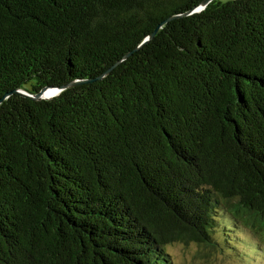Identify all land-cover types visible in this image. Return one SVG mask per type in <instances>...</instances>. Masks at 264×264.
<instances>
[{
    "label": "trees",
    "instance_id": "16d2710c",
    "mask_svg": "<svg viewBox=\"0 0 264 264\" xmlns=\"http://www.w3.org/2000/svg\"><path fill=\"white\" fill-rule=\"evenodd\" d=\"M202 1L0 0V99L84 81L0 103V264L264 246V0Z\"/></svg>",
    "mask_w": 264,
    "mask_h": 264
},
{
    "label": "rangeland",
    "instance_id": "374dc122",
    "mask_svg": "<svg viewBox=\"0 0 264 264\" xmlns=\"http://www.w3.org/2000/svg\"><path fill=\"white\" fill-rule=\"evenodd\" d=\"M46 93V97H52L55 94L52 93L51 95H46ZM225 230L226 229L221 226L220 230L214 233L216 240L220 244H225L223 236V233L226 232ZM226 233L230 234L229 238L232 239L231 242L227 244L228 251L231 252L229 254L223 252L220 247L210 246L209 248H206L202 244L193 240L188 244L176 242L171 244L167 249L173 258L174 264H264V253L263 257L254 259V254L257 253L256 250L258 248L256 245L258 244L261 248L264 247L259 241L249 237L246 232H243L240 229L235 231L232 229L230 232ZM246 238L249 240L246 244L247 247L243 245L245 243L243 239ZM239 244H241L240 247L244 248L246 252L247 249H251L252 251H255V253L251 252L252 255L250 257H245L243 252L239 249ZM232 248L238 250L241 256H238L237 254L235 255Z\"/></svg>",
    "mask_w": 264,
    "mask_h": 264
},
{
    "label": "water",
    "instance_id": "95a60500",
    "mask_svg": "<svg viewBox=\"0 0 264 264\" xmlns=\"http://www.w3.org/2000/svg\"><path fill=\"white\" fill-rule=\"evenodd\" d=\"M212 1H214V0H203L202 1V3L199 5V6H197V7H195L194 9H192V10H190V11H188V12H186V13H184L183 15L184 16H187V15H190V14H192V13H195V12H199V11H202V10H204ZM181 15H174V16H171L170 18H168L167 20H165V21H163L157 28H156V30L145 40V41H147V40H149V39H151V38H153L154 37V35L157 33V31L166 23V22H168L169 20H172V19H174V18H177V17H180ZM103 76H101V78H102ZM84 81H74V82H72V83H70V84H68V85H65V86H62V87H47V88H44L39 94H37V95H30V94H28L27 92H25V91H22V90H14V91H12L11 93H8V94H6L2 99H0V103L5 99V98H7L9 95H11L12 93H15V92H17V93H20V94H22V95H25V96H30V97H32L33 99H36V100H40V99H43V98H50V97H46L45 96V93L48 91V90H50V89H54L55 90V94L53 95V96H55V95H58L59 93H61L65 88H67V87H69V86H75V85H78V84H81V83H83ZM52 96V97H53Z\"/></svg>",
    "mask_w": 264,
    "mask_h": 264
},
{
    "label": "bare ground",
    "instance_id": "6f19581e",
    "mask_svg": "<svg viewBox=\"0 0 264 264\" xmlns=\"http://www.w3.org/2000/svg\"><path fill=\"white\" fill-rule=\"evenodd\" d=\"M49 92V93H48ZM52 93H55V90L53 89H50L49 91H47V93H46V95L48 94V95H51Z\"/></svg>",
    "mask_w": 264,
    "mask_h": 264
}]
</instances>
